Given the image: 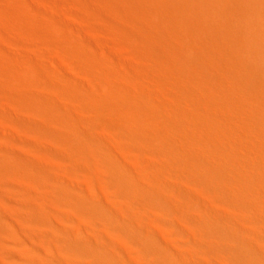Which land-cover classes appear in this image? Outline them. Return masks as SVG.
Here are the masks:
<instances>
[{
  "label": "bare ground",
  "instance_id": "obj_1",
  "mask_svg": "<svg viewBox=\"0 0 264 264\" xmlns=\"http://www.w3.org/2000/svg\"><path fill=\"white\" fill-rule=\"evenodd\" d=\"M0 264H264V0H0Z\"/></svg>",
  "mask_w": 264,
  "mask_h": 264
},
{
  "label": "rangeland",
  "instance_id": "obj_2",
  "mask_svg": "<svg viewBox=\"0 0 264 264\" xmlns=\"http://www.w3.org/2000/svg\"><path fill=\"white\" fill-rule=\"evenodd\" d=\"M10 131H11L14 135H15V134H16V135L19 134V132L16 131V130H10ZM13 131H15L16 133L13 132ZM17 132H18V133H17ZM10 145H11V144H9V147H10ZM13 145H14V144H13ZM15 146H16V145H14V147H13V146L11 145L12 148H16V149H18V150H20V151H24V150H25L22 146H21L22 148H21L19 145H17L16 147H15ZM18 146H19V148H17ZM12 148H11V149H12ZM20 148H21V149H20Z\"/></svg>",
  "mask_w": 264,
  "mask_h": 264
}]
</instances>
